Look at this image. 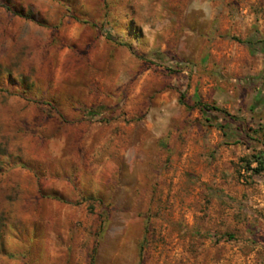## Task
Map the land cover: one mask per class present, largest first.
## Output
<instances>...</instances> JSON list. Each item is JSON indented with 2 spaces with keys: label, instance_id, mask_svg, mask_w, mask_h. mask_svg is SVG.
<instances>
[{
  "label": "rangeland",
  "instance_id": "rangeland-1",
  "mask_svg": "<svg viewBox=\"0 0 264 264\" xmlns=\"http://www.w3.org/2000/svg\"><path fill=\"white\" fill-rule=\"evenodd\" d=\"M243 128L264 0H0V264H264Z\"/></svg>",
  "mask_w": 264,
  "mask_h": 264
},
{
  "label": "trees",
  "instance_id": "trees-1",
  "mask_svg": "<svg viewBox=\"0 0 264 264\" xmlns=\"http://www.w3.org/2000/svg\"><path fill=\"white\" fill-rule=\"evenodd\" d=\"M183 99V98H182ZM181 103L183 104V100H181ZM198 107L201 108V111L210 116L214 115V112H217L219 115H222L224 117L232 118L233 116L226 110H222L215 107H210L207 105H201L200 103L197 104ZM190 108V107H187ZM214 120H217V116H211ZM243 130V135L246 139H249L253 143H257L259 146L256 147L254 150H252V154L249 156L243 158L241 160L243 170L246 174L250 177H258L264 174V150L261 147H264V130H246L245 128ZM261 132V133H260ZM250 133H255V138H252V135ZM261 134V135H260ZM93 264V261H92Z\"/></svg>",
  "mask_w": 264,
  "mask_h": 264
},
{
  "label": "crops",
  "instance_id": "crops-1",
  "mask_svg": "<svg viewBox=\"0 0 264 264\" xmlns=\"http://www.w3.org/2000/svg\"><path fill=\"white\" fill-rule=\"evenodd\" d=\"M236 132H239L240 131V133L241 134H243V130H235ZM252 141H250L249 139H247V141H246V143L244 144V146H243V148L245 149V153L246 154H249V153H251L252 152V143H251ZM263 150H264V147H261ZM260 179L261 178H264V174L263 175H261V176H258ZM263 180V179H262Z\"/></svg>",
  "mask_w": 264,
  "mask_h": 264
},
{
  "label": "built area",
  "instance_id": "built-area-1",
  "mask_svg": "<svg viewBox=\"0 0 264 264\" xmlns=\"http://www.w3.org/2000/svg\"><path fill=\"white\" fill-rule=\"evenodd\" d=\"M244 174H246L245 172H244ZM248 175V174H247Z\"/></svg>",
  "mask_w": 264,
  "mask_h": 264
}]
</instances>
